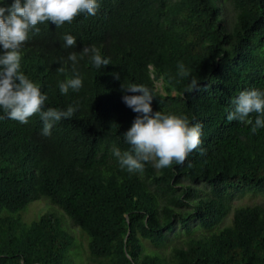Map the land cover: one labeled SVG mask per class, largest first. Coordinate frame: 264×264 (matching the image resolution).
<instances>
[{
  "label": "trees",
  "instance_id": "trees-1",
  "mask_svg": "<svg viewBox=\"0 0 264 264\" xmlns=\"http://www.w3.org/2000/svg\"><path fill=\"white\" fill-rule=\"evenodd\" d=\"M98 3L95 16L38 24L22 46L20 71L47 95L44 110H77L49 136L39 114L27 124L0 120V264H77L69 259L75 235L51 206L20 220L42 198L88 236L87 258L99 264H264V202L235 207L218 228L233 199L264 197V128L253 134L252 125L227 120L240 92H264V0ZM65 35L74 47H65ZM93 46L107 67L81 58ZM73 52L83 83L65 95L58 84L74 77ZM192 79L199 90H189ZM130 84L152 92L153 113L202 125L201 143L182 165L120 167L113 150L129 149L123 135L138 115L122 99L140 95L122 91ZM177 233L188 238L165 257L161 248Z\"/></svg>",
  "mask_w": 264,
  "mask_h": 264
},
{
  "label": "clouds",
  "instance_id": "clouds-1",
  "mask_svg": "<svg viewBox=\"0 0 264 264\" xmlns=\"http://www.w3.org/2000/svg\"><path fill=\"white\" fill-rule=\"evenodd\" d=\"M100 5L98 0H11L7 6H0V109L4 115L0 120L8 118L27 124L30 117L39 114L43 123L42 135L49 136L56 122L70 119L76 108L69 106L66 110L47 108L44 110L48 97L31 81L21 69L22 46L29 38V33H39L38 24L50 22L56 27L86 14L95 16ZM65 47L76 45V38L71 35L63 37ZM91 54V62L97 68L107 67L110 59L103 58L94 46L84 48L80 56ZM72 62L73 78L58 84L61 94L69 90L78 92L82 87V77L76 71L77 54L68 56ZM181 76H188L189 72L182 63L178 64ZM59 72L65 68L60 67ZM119 80L118 73L112 74ZM189 90H199L196 79H192ZM125 93H140V95H124L123 102L138 115L131 128L123 135L129 145L127 151L113 150L120 167L129 173L142 172L145 164L153 163L156 169L182 165L189 153L196 150L201 143L202 125L190 124L187 117L164 114L160 111L153 113L151 103L152 92L144 85H122ZM256 114L253 122L249 117ZM228 121H238L252 125L251 132L255 134L259 128H264V92L256 89L240 92L232 100V107L228 110Z\"/></svg>",
  "mask_w": 264,
  "mask_h": 264
},
{
  "label": "rangeland",
  "instance_id": "rangeland-1",
  "mask_svg": "<svg viewBox=\"0 0 264 264\" xmlns=\"http://www.w3.org/2000/svg\"><path fill=\"white\" fill-rule=\"evenodd\" d=\"M156 87L159 91H162L161 82L159 81L156 82ZM42 199L44 200L30 202L29 207L25 211L19 214L20 220L26 223H30L36 220L43 212L47 210L49 211L50 208L52 207L51 211L55 213L54 215L56 217L59 218L62 227L68 229L71 233H73V235H75L76 238L73 241V246L71 250H69V259L71 260L75 259L77 261V264H99L87 258L86 251L88 253V236L80 229L79 226L73 225L72 222L69 220V218L63 213V211H61L58 207L50 204L48 199L47 200L46 198H42ZM260 202H264V197L248 196V195L242 197H236L231 201L230 211L227 213L226 217L223 219L222 223L218 226V228H221L222 226L230 222V219L232 217V212L235 207L240 205L260 203ZM193 227L196 228V226ZM198 229L199 228L196 229L197 233L199 231ZM81 233L83 234L84 237L81 235ZM187 238L188 237H185L184 233H180V234L177 233L171 235L166 245L161 248V253L165 257H167L172 252V249L174 247L182 246L183 244H185Z\"/></svg>",
  "mask_w": 264,
  "mask_h": 264
}]
</instances>
